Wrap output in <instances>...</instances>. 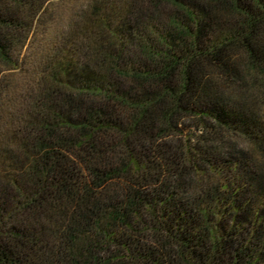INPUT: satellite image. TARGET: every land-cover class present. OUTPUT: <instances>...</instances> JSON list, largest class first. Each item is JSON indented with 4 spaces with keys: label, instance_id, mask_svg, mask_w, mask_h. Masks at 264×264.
<instances>
[{
    "label": "trees",
    "instance_id": "1",
    "mask_svg": "<svg viewBox=\"0 0 264 264\" xmlns=\"http://www.w3.org/2000/svg\"><path fill=\"white\" fill-rule=\"evenodd\" d=\"M66 1L0 0V264H264V0Z\"/></svg>",
    "mask_w": 264,
    "mask_h": 264
},
{
    "label": "rangeland",
    "instance_id": "2",
    "mask_svg": "<svg viewBox=\"0 0 264 264\" xmlns=\"http://www.w3.org/2000/svg\"><path fill=\"white\" fill-rule=\"evenodd\" d=\"M76 1V0H74ZM74 1L71 2V0H68L66 2L63 3L62 7L59 6L54 9V15L52 20L50 21V23H53L56 19H58L59 17H64L66 16L67 12H69V8L70 7H74ZM80 2V0L76 1L75 6L78 5V3ZM48 25V24H47ZM39 28V27H38ZM36 29L35 33H30V35H28V39H27V43L26 45H24L22 51V55L29 56V59H31V57H36V54L38 53V51L45 46L46 44V38L48 37V33L46 32L47 30H44V28H39ZM50 28H52V26H50ZM35 34V35H34ZM30 68V72L32 71L31 67Z\"/></svg>",
    "mask_w": 264,
    "mask_h": 264
}]
</instances>
